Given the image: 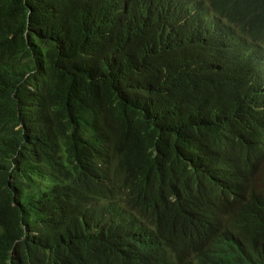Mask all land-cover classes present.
I'll return each mask as SVG.
<instances>
[{
    "label": "trees",
    "instance_id": "16d2710c",
    "mask_svg": "<svg viewBox=\"0 0 264 264\" xmlns=\"http://www.w3.org/2000/svg\"><path fill=\"white\" fill-rule=\"evenodd\" d=\"M188 1L224 14L244 29L252 26L251 32L264 19V0ZM113 2L123 8L132 3L145 11L137 21L141 53L131 51L119 32L110 55L98 52L89 65L72 57L78 39L69 28L63 32L65 25L86 6L108 21L113 18ZM183 3L0 0V95L34 88L49 100L36 122L19 129L0 128V264H130L124 258L128 248L149 260L167 251L187 255L186 261L167 258L157 264H264V191L251 199L236 198L240 220L232 214L219 231L215 209L222 195L209 188L196 199L185 194L209 183L232 188L225 163L195 169L188 162L186 151L196 136L189 124L179 132L187 131L186 142L171 141L168 150L160 149L159 121L168 119L172 101L167 95L196 89L203 76L198 57L228 46L218 37H199L188 27L180 11ZM26 38L28 44L40 41L44 58L59 64L47 70L35 67L26 58ZM221 61L216 65L225 68L211 74L210 83L221 84L232 68L226 67L229 58ZM149 86L162 90L147 102L153 115L145 109L150 115L146 123L140 115L141 132L127 139L130 150L109 155L98 148L102 138L90 136L94 120L118 100V90L125 96L128 89ZM120 140L115 136L111 141ZM156 143L158 148L153 147ZM142 145L147 156L137 161L136 148ZM153 163L161 178L151 193L143 194L139 183L146 173L140 167ZM191 221L199 223L197 229ZM210 234L200 248L192 244L195 236Z\"/></svg>",
    "mask_w": 264,
    "mask_h": 264
},
{
    "label": "clouds",
    "instance_id": "9594fccd",
    "mask_svg": "<svg viewBox=\"0 0 264 264\" xmlns=\"http://www.w3.org/2000/svg\"><path fill=\"white\" fill-rule=\"evenodd\" d=\"M113 4L114 2L112 3L113 18L108 21L96 16L89 6L81 9V14L71 17L63 32L68 33L65 29L69 28L70 34L78 39L72 57L89 65L98 52L110 55L119 32L125 35V42L131 51L141 53L139 42L136 41L137 21L145 17V11L139 5L135 7L132 3L127 4V8H123L119 2ZM180 11L188 27L199 37L206 36L209 39L218 37L228 46L198 57L197 66L203 76L196 89L190 87L177 97L167 95L172 101L168 119L159 121L161 126H159L161 128L159 134L163 142L160 144V149L168 150L171 141L180 139L186 142L189 136L187 131L179 132L189 124L188 126L194 128L193 132L196 136L195 141L186 151L188 162L195 169H205L221 161L225 163L231 177L232 188L216 187L209 183L203 184L196 190L191 189L185 194L187 198L196 199L204 189L209 188L222 195V204L215 209V219L220 231L232 214H236L237 219L240 220L235 209L236 198L251 199L260 192L259 190L264 191V19L260 26L251 32L252 26L248 25L244 29L241 23L231 21L224 14L188 0H184ZM29 12H31L30 8ZM199 16L202 19L199 20ZM223 31L230 33L233 39L226 37ZM159 32L164 43V24L161 25ZM25 42L26 58L38 69L47 70L59 64L44 58L45 48L40 41L28 44L26 38ZM62 50V46L57 49L58 52ZM225 57L229 58L226 67L232 65V68L224 75L221 84L219 80L210 83L211 74L224 70L225 67H221L222 65L219 67L216 62H220L221 58ZM235 60L239 62L237 65H234ZM28 76L29 74H26L24 78ZM161 90L162 87L157 86L138 87L126 90L124 96L119 89L118 100L94 120L91 139L102 138L96 146L106 149L109 155H114L117 149L130 150L127 139L141 132L138 126L140 115L145 123L147 121L148 114L139 99L145 100L147 104L148 101L155 99ZM163 90L166 91V88ZM205 93L208 94L205 100L198 102V97H202ZM0 101L2 103L0 128L8 129H19L36 122L49 106L46 95L34 88L27 90L14 88L0 95ZM196 101L197 104L194 105ZM180 111L182 113L179 114ZM115 136L121 139L118 144L111 141ZM137 139L141 141V138L137 137ZM177 146L174 145V148L177 149ZM153 147L158 148V143ZM136 151L137 161L147 156L143 145L138 146ZM99 165L102 166L103 162L99 161ZM140 168L146 175L141 179L139 186L143 194H149L161 176L154 163ZM132 212L137 216H143L138 208H133ZM190 226L197 229L199 223L191 221ZM204 237L196 239L195 236L192 244L196 243L200 248L203 243L208 242L211 234ZM128 249L129 252L125 251L124 258L130 264H157L167 258L171 259V262L187 259V255H177L178 251H167L164 255L149 260L142 253L138 254L139 252ZM185 250L187 249L179 251ZM143 257L145 259H140Z\"/></svg>",
    "mask_w": 264,
    "mask_h": 264
},
{
    "label": "bare ground",
    "instance_id": "6f19581e",
    "mask_svg": "<svg viewBox=\"0 0 264 264\" xmlns=\"http://www.w3.org/2000/svg\"><path fill=\"white\" fill-rule=\"evenodd\" d=\"M206 18H207V20H209L208 17H206ZM200 19H202V17L199 16V20H200ZM210 22H211V21H210ZM207 23H208V22H207ZM211 23H212V22H211ZM211 26H214V25H211ZM223 32H224V34H225L226 37H228L229 39H233V36H232L230 33L226 32V31H223ZM262 56H263V55H262ZM113 70H114V72H117V69H116L115 66H114V69H113ZM144 105H145V106H144ZM144 105H143V106L145 107V109H146L150 114L153 115V106L151 105V103H149L150 106H148V104H145V103H144ZM60 160H61V159H60ZM198 161L201 162V160H198ZM59 163H60V162H59ZM59 167H61V166L59 165Z\"/></svg>",
    "mask_w": 264,
    "mask_h": 264
}]
</instances>
